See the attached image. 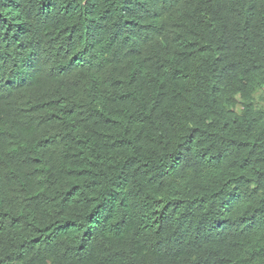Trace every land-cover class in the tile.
<instances>
[{
  "label": "trees",
  "instance_id": "16d2710c",
  "mask_svg": "<svg viewBox=\"0 0 264 264\" xmlns=\"http://www.w3.org/2000/svg\"><path fill=\"white\" fill-rule=\"evenodd\" d=\"M0 264H264V0H0Z\"/></svg>",
  "mask_w": 264,
  "mask_h": 264
}]
</instances>
